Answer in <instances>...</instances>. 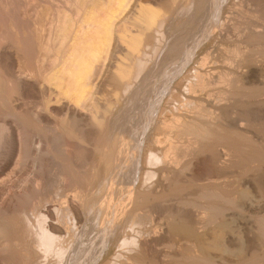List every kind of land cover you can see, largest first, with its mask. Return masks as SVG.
Listing matches in <instances>:
<instances>
[{
    "label": "bare ground",
    "instance_id": "6f19581e",
    "mask_svg": "<svg viewBox=\"0 0 264 264\" xmlns=\"http://www.w3.org/2000/svg\"><path fill=\"white\" fill-rule=\"evenodd\" d=\"M142 1L66 0L65 5L71 11L74 8L77 17L68 7L57 10V21L48 32L44 22L46 6L42 11L34 10L33 15L26 11L19 25L11 17L9 4L5 5L7 17L0 22V116H12L18 127L13 130L8 123L0 122V198L8 191L0 199V264H169L158 245L177 233L191 241L184 256L192 264L213 262L214 253L208 247L226 255L232 252L230 246L239 241L248 250L252 245L250 241L244 243L237 232L244 230L245 220L239 217L233 226L227 219L231 220L228 215H232V210L240 214L264 210V178L239 179L232 192H228L230 188L225 183H198L195 191L207 200L204 209L210 210L205 219L180 210L163 222L150 212L160 206L170 181L174 182L171 192L177 193L186 189L179 186L183 180L193 185L201 178L200 164L207 159L201 154L207 143H213L208 152H213L210 158L217 163L216 173L221 175L240 162L236 159L245 152L229 143L227 134L234 133L250 145L264 149V137L251 135L244 124L233 119L238 110L249 106L241 101L243 88H259L258 84L264 81V0H231L229 4L228 0H200L199 5L195 0H169L164 5L165 13ZM29 3L26 0L25 4ZM249 4L257 14L252 13L249 31L235 39L237 48L231 51L236 63L229 62L231 65L221 68L217 61L208 60L210 53L206 54L183 73L177 84L171 85L210 33L218 34V44L232 41L230 35L239 26L234 20L246 16L245 7ZM172 11H193L194 17L201 14L203 30L199 29L201 34L192 42L193 48L182 47V39L169 41L167 26ZM243 43L255 47L259 55L243 56ZM180 47L185 50L170 60L171 65L164 70L170 63L165 58L177 53ZM46 60L50 61L48 68ZM149 82L157 87L148 88ZM217 83L222 87L217 89ZM96 90L107 91L110 98L95 96ZM165 92L169 98L164 106ZM33 95L41 99L36 102L35 111L30 112L35 132L29 127V114L16 110L20 103L22 106L21 100ZM124 101L134 103L135 113L119 124L113 120L114 111ZM53 118L61 120V124L51 125ZM184 138L188 145L181 152ZM37 142L39 180L31 190H14V180L10 178L13 155L19 149V158L31 157ZM53 146H66L58 153L62 166L57 173L65 191L57 195L43 193L44 183L48 184L44 182V155L52 153ZM79 148L87 153V165L95 158H91L93 154L99 155L95 160L99 169H93L91 174L96 180L94 190L91 172L82 171L77 160ZM251 158L247 162L254 164V157ZM246 164L242 165L244 175L255 168ZM257 167L264 172V158ZM32 191L37 192L36 196L40 192L44 199L41 196L42 200L36 201L30 195ZM184 204L189 205L185 201ZM143 210H148L146 216L140 214ZM200 223L204 224L202 231L197 228ZM258 224L264 237V218ZM212 232L218 234L206 247ZM112 241L118 242V250L106 258L104 254Z\"/></svg>",
    "mask_w": 264,
    "mask_h": 264
},
{
    "label": "rangeland",
    "instance_id": "374dc122",
    "mask_svg": "<svg viewBox=\"0 0 264 264\" xmlns=\"http://www.w3.org/2000/svg\"><path fill=\"white\" fill-rule=\"evenodd\" d=\"M28 1H30V3L28 4V5H26L25 3H26V0H0V22L3 20V17L5 18V17H7L6 15H7V12H5L6 10H5V8H7L8 7V5L5 7V5L6 4H9V7H8V10H10L9 12H11V17H13V19L15 20V21H17V23L20 25H22V23H23V21H22V18L25 16V14H26V11L27 12H29V15H33L36 11H34V10H37V9H40V11H42L44 8L43 7H45L46 6V8L44 9L45 11H46V17H45V21L44 22H46L45 24H47V25H45L46 26V28H48V29H46V32H48V30H50V28H51V26H52V24H54V21H55V23H56V21H57V17L58 16H56V15H58V11L57 10H60V9H63V8H67V10L69 9V11L70 12H72L71 14L74 16V17H77V13L75 14V9L74 8H72L73 10L71 11V7L69 6V5H65V3H66V0H28ZM146 1H147V3L151 6V4H152V7L154 8V7H156L155 9H158L161 13H165V3L166 2H168L169 0H143L142 2L145 4L146 3ZM150 1V2H149ZM165 1V2H164ZM195 1H197V2H195L197 5H199L200 4V0H195ZM230 1L231 0H228V4L230 3ZM5 2V3H4ZM23 2V3H22ZM164 2V3H163ZM181 2L183 3L184 2V0H181ZM40 4V6H39V4ZM162 3H163V5H162ZM23 4V5H22ZM147 4V5H148ZM41 5H42V7H41ZM39 6V7H38ZM161 6V7H160ZM5 7V8H4ZM26 9H25V8ZM35 7H38V8H35ZM41 7V8H40ZM49 7V8H48ZM196 7V6H195ZM194 7V8H195ZM10 8V9H9ZM165 8V9H164ZM253 8H254V6L253 5H251V4H249V5H246V7H245V9L248 11V13L246 14V16H244L243 18H240L239 20L240 21H242V22H240L239 20H237V19H235V20H237V21H235L234 20V22L237 24V25H239L238 27H237V29L235 30V31H238V32H235V31H233V32H235V33H231V38H233V39H231L232 41H230V39L229 40H224L225 42L222 44V43H220L219 42V44H218V34H216V33H210L209 34V37L210 38H206L202 43H201V45H199V46H197V48L195 49V51H194V53H193V55H191V62L189 61V64L185 67V69L181 72V74H180V76H178L177 78H175L173 81H172V83H171V85H175V84H177L178 83V81L180 80V78H181V76L183 75V73L184 74H186L187 72H188V69L190 68V67H192V66H195V65H197L198 64V62L200 61V59L204 56V55H206V54H209V61H211V63H213V62H215V61H217V63L219 64V65H221V68H225L226 67V65L228 66V65H231L230 63H232V64H235L236 62H235V56H234V54H233V50L234 49H236L237 47H236V45H235V43H236V40L238 39V35L240 36H244L243 34L245 33V31H249V28H250V24H251V21L252 20H250L251 19V17H252V13H256L257 14V12H255V11H253ZM24 9V10H23ZM175 10V9H174ZM173 10V11H174ZM195 10V9H194ZM24 11V12H23ZM73 11H74V13H73ZM167 11V10H166ZM171 12V18H172V20H171V22H169V24H168V26H167V32H168V35H169V41H175L176 39L177 40H179V39H182L181 40V42L183 43V44H181V46L182 45H184L185 47H189L188 49H191V48H193L192 46H194L195 45V43H193L192 44V42L194 41L195 42V39H196V37H198L200 34H201V31L203 30H201V25L203 26V24H204V20L202 19V16H201V14H198V15H196L195 17L193 16V15H191L192 13H193V11H192V13H191V11L190 12H188V13H190V14H186V13H177V12ZM176 11V10H175ZM180 11V10H179ZM225 11L226 12H228L229 10H227V7H225ZM250 12V13H249ZM32 13V14H31ZM173 13H174V15H173ZM6 14V15H5ZM21 14V15H20ZM22 14H24V15H22ZM249 14H251V15H249ZM187 15V16H186ZM23 16V17H22ZM256 16V15H255ZM192 17H194V18H192ZM204 17V16H203ZM2 18V19H1ZM253 18V17H252ZM246 19V20H245ZM20 20V21H19ZM201 20H203V21H201ZM250 20V21H249ZM19 21V22H18ZM173 23V24H172ZM202 23V24H201ZM49 24V25H48ZM201 24V25H200ZM171 25V26H170ZM236 25V26H237ZM204 28V27H203ZM201 31H200V30ZM45 32V33H46ZM236 33H237V35H236ZM243 33V34H242ZM197 34H199V35H197ZM240 36V37H241ZM237 37V38H236ZM236 39V40H235ZM184 40V41H183ZM231 43H229V42ZM227 43V44H226ZM218 44V45H217ZM220 45V46H219ZM227 45V46H226ZM191 46V47H190ZM240 46V45H239ZM183 47V46H182ZM182 47H180V49L178 50V52L176 53V52H174V53H172V54H170V56H167V57H169V58H165V62L167 63V62H170V60H172L173 58H175L176 56H178L179 54H181L182 53V51H184L185 49L184 48H182ZM253 48V49H252ZM241 49H242V51H243V56L245 55V57L246 58H250V56H252L253 57V55H255V56H258L259 55V53H258V51L259 50H257L255 47H252V45H250V44H245V43H243V44H241ZM232 50V51H231ZM246 52H245V51ZM229 51V52H228ZM221 52V53H220ZM251 52V53H250ZM253 52V53H252ZM245 53V54H244ZM172 55H173V57H172ZM248 55V56H247ZM261 56H263L262 54H260ZM231 58V60H230V58ZM233 57V59H232V57ZM254 56V57H255ZM251 57V58H252ZM216 59V60H215ZM263 59V58H262ZM225 60V61H224ZM230 62V63H229ZM235 62V63H234ZM48 63V64H47ZM49 63H50V61L49 60H46L45 61V65H46V67L48 68L49 67ZM179 63H181V61H179ZM210 62H209V64H211ZM226 64V65H225ZM171 65V62L170 63H167L165 66H164V70H166V69H168L169 68V66ZM223 66V67H222ZM159 67V66H158ZM157 69H160V67L159 68H157ZM152 80H154V79H152ZM151 80V82H153ZM151 82H149L148 84V88H154V87H157V84H151L150 85V83ZM260 85V86H259ZM218 86L219 87H222V86H220V85H218V83H217V89H218ZM251 87V88H250ZM248 86V90H247V88H243V91H244V97L242 98V102L244 103V104H249V106H251V107H249L248 105L242 110H238V113L237 114H235L234 116H233V119H237L240 123H242V124H244V129L245 130H247L248 129V131L250 132V134L251 135H254V136H259V137H261V138H263L264 137V81H263V83L262 84H258V87L259 88H257V86H253V88H252V86ZM255 87V88H254ZM242 89V88H241ZM240 89V90H241ZM251 89V90H250ZM96 91H98V92H96V94H95V96H98V97H104L105 96V98H110V94L107 92V91H105V90H96ZM243 91L241 90L240 92L243 94ZM103 92V93H102ZM239 92V93H240ZM246 92V93H245ZM251 92V93H250ZM263 92V93H262ZM107 93H108V95H107ZM104 94H106V95H104ZM241 94V95H242ZM245 94H247L248 95V97H247V95H245ZM254 94H256V95H254ZM250 95H251V97H250ZM254 96H256V97H254ZM247 97V98H246ZM167 98H169V94L167 93V92H165V96L163 97V99H162V104H164V106L168 103L167 102ZM40 98L37 96L36 97V95L34 96L33 95V97L31 98V96L29 97V98H27V99H25V101H24V99L23 100H21V102L23 103L22 104V106H21V103L19 104L20 105V107H22V109L24 110H22L19 106H18V109H16L18 112H19V114H29L28 116H29V122H31L30 123V125L31 126H29L30 127V129H32V131L33 132H35V130H34V124L35 123H32L33 122V120H32V118H30V117H32L31 116V113L30 112H32V110L33 111H35V109H36V107H37V103H39L40 101H41V99L39 100ZM166 99V100H165ZM244 99V100H243ZM249 101V102H248ZM25 102H27V103H25ZM37 102V103H36ZM246 102V103H245ZM256 104V105H255ZM27 105V106H26ZM36 105V106H35ZM123 105V106H122ZM134 106V103H132V102H130V101H124V102H122V104L118 107V106H116L117 108H115L116 110L114 111V113H116V115H114V119L113 120H118V123L119 124H121L122 122H123V119L126 121V119H129V115H131V114H134L135 112H133V110H134V108H132L133 106ZM24 106V107H23ZM122 106V107H121ZM130 106V107H129ZM28 107V108H27ZM26 108V109H25ZM29 108H30V110H29ZM32 108V109H31ZM35 108V109H34ZM121 108V109H120ZM252 108V109H251ZM19 109L21 110V111H19ZM129 109V110H128ZM246 110V111H245ZM248 110H251L250 112H248ZM254 112H253V111ZM28 111H29V113H28ZM243 111V112H242ZM17 112V113H18ZM120 112H122V113H120ZM248 112V113H247ZM256 112V113H255ZM252 116H251V115ZM261 114V115H260ZM237 115V116H236ZM27 116V117H28ZM249 116H250V118H249ZM125 117H128V118H125ZM132 118V117H131ZM131 118H130V120H131ZM0 122H6V123H8V125L9 126H11V128L13 129V130H15V128H16V126L18 127V124H16V121H15V119L12 117V116H0ZM249 119V120H248ZM14 121V122H13ZM61 120L59 121V119L58 118H53L52 120H51V125H55V124H57V125H60L61 123ZM12 123V124H11ZM55 123V124H54ZM15 126V127H14ZM119 126V125H118ZM117 126V127H118ZM246 127V128H245ZM118 130H120L119 129V127H118ZM154 131V130H153ZM147 133H149V132H147ZM233 135H231L230 136V134H229V136H228V134L226 135L229 139H227V141L230 143L231 142V144L232 145H236L237 147L239 146V148L240 149H243L242 151L244 152V150H245V152H244V154H243V156L242 157H245V158H240V159H236V162H237V160L239 161L240 160V162H237V164H235V166H233L232 168H230L229 170H227L226 172H225V175H224V173L221 175L220 173H216V172H219L217 169L219 168L218 166H217V163H215L213 160H212V158H210V157H212L213 156V152H208V150H210L211 148H212V142L211 143H207L206 145H205V150L202 152V157H204V158H206L207 157V159H203V161H202V163L200 164V172L202 173H200V176L199 177H201V178H199V180L198 181H194V184L193 185H191L192 183H189L187 180H186V182L187 183H184L183 181H182V183H181V185H179V186H183V187H185L186 189H184L183 191H180V192H174V191H172L171 192V190H170V186L172 187V185H174V182L173 181H170L169 183V185L170 186H168L167 187V189L169 190V191H167L166 190V192L163 194V196H161V201H160V206H158V207H155V209L156 210H151V212L150 213H152L153 215H155V216H157V218L159 219V220H162L163 222H167L168 220H170L171 219V216L172 215H174L175 213V215H177V211L178 212H180V210L181 211H187V212H192V213H194V214H196L197 216H199L200 218H203L204 217V219L206 218V216H208V214L210 213V210L208 211V210H205L204 209V206H205V204L207 205L208 204V202H207V200L206 199H204V198H201V196H199L200 194L199 193H197L196 191H197V185H199V184H202L203 183V185H205V183H206V185H211L212 183H213V186H218V185H221L222 183L224 184L225 183V185H227L226 187L229 189V191L228 192H232V191H235V188H237L238 187V185L237 184H239V179L241 180V179H245V180H247V178L248 179H262V178H264V172H263V170L261 169L260 170V168L259 167H257V165H259L260 164V162L263 160V158H264V149L262 148H260V147H258L257 148V146L256 145H250L249 144V142H247V141H245V140H241V138H239L238 136H235V134L234 133H232ZM161 136H164L163 134L161 135ZM219 137H217V139H218ZM231 140V141H230ZM245 142V143H244ZM248 144H247V143ZM183 143V144H182ZM208 144L211 146H208ZM245 144V145H244ZM39 146V143L37 142V144H35V145H33L34 147L31 149L32 151V156L31 157H29V158H19L20 157V152L19 151H17V150H19V149H17L16 150V152L15 153H17V154H15L14 153V155H13V164H12V166H11V175H13V176H10V172H8L7 174H9V176H10V178L11 177H13V178H11V179H13L14 180V187H15V189L14 190H17V191H19V190H25V189H30V188H32V186L34 185V186H36V180H39V177H38V175L37 174H39V166L38 165H36L37 164V161H36V157H35V155H36V153L38 152V147H36V146ZM187 145H188V140H187V138H184V139H182V142H181V152H183V150H184V148L185 149H187ZM245 146H247L246 148H245ZM44 147L46 148V146H45V144H44ZM44 147H42V149H43V154H45L44 152ZM60 147V146H59ZM64 147H66V146H63V149H65ZM68 148H69V145L67 146ZM206 147H208L207 148V150H206ZM244 147V148H243ZM250 147H254V149H252V148H250ZM257 148V149H256ZM62 149V147H60L59 149H58V146H53L52 147V153H50L49 155H47V156H45L44 155V158H45V160L44 161H46V163H45V165H47V166H45V167H47V168H45V171H44V169H43V171H44V173H46V174H44V182H48V184L47 183H44L45 184V186L47 187H45L46 189H48V190H45V188H44V190H43V193H47V194H53V195H57V192H58V194H60V193H62V192H64L65 190L60 186V182H59V178H58V172H59V170H60V166H62V160H61V158L58 156L60 153V150ZM62 149V150H63ZM80 149V150H79ZM77 151L78 152H76L75 150H74V153L76 152V154L78 153L79 154V159L77 158V160L79 161V163H80V166H82L83 168H82V171H89V172H91L90 173V180H91V184H92V189L94 190L95 189V184H96V180H94L93 179V177H92V171H94L93 169H95V168H97L98 166H96V165H98L97 163H95L96 161L95 160H97L96 158L98 157L99 158V155L98 154H93L92 156H91V158H94L93 160L92 159H90L89 161H88V163L90 162L91 163V161H92V163L90 164V165H87V164H85V162H87V156H85L87 153H86V151L84 150V152H83V150L82 149H84L83 147H82V149L81 148H79ZM248 149V150H247ZM58 150V151H57ZM250 150H252V151H250ZM263 150V151H262ZM82 151V152H81ZM185 151V150H184ZM249 152H251V154L249 153ZM59 153V154H58ZM248 154L249 155V158H251V157H254L253 158V160H254V164H252V158L251 159H249V158H247L248 156L247 155H245V154ZM19 154V155H18ZM78 154L76 155V157L78 156ZM245 155V156H244ZM253 155V156H252ZM74 156H75V154H74ZM251 156V157H250ZM86 158V159H85ZM20 159V160H19ZM209 159H211V161L209 160ZM242 159V160H241ZM246 160V162H242V163H244V165L241 163V161H244V160ZM21 160H22V162H21ZM24 160V161H23ZM86 160V161H85ZM209 160V161H208ZM247 160H251L250 162L248 161L247 162ZM60 161V162H59ZM61 163V164H60ZM94 163H95V165H94ZM215 163V164H214ZM239 163H240V165H239ZM245 163H247L246 165H252V166H254L255 168H254V171H253V169H252V171L251 172H249L248 174H243L244 172H242V171H245V168L244 167H246L245 166ZM242 165L244 166V167H242ZM38 166V167H37ZM89 166H91V167H89ZM93 166H95V167H93ZM217 166V167H216ZM257 167V168H256ZM89 168H90V170H89ZM244 168V169H243ZM92 169V170H91ZM97 169H99V168H97ZM96 169V170H97ZM213 169H214V171H213ZM95 170V171H96ZM241 171V172H240ZM213 173L216 175V174H220V175H218V176H215V175H213ZM227 173V174H226ZM212 175V176H211ZM243 175V176H242ZM6 176H8V175H6ZM211 176V177H210ZM219 176H222V177H220L219 178ZM37 177V178H36ZM241 177V178H240ZM244 177V178H243ZM255 177V178H254ZM203 178V179H202ZM155 178H153L150 182V184L151 185H153L154 184V182H155V180H154ZM33 180V181H32ZM16 181V182H15ZM35 181V182H34ZM43 181V180H42ZM211 181V182H210ZM94 182V183H93ZM196 182V183H195ZM25 183V184H24ZM32 183V184H31ZM173 183V184H172ZM199 183V184H198ZM221 183V184H220ZM16 184V185H15ZM43 184V185H44ZM188 184H190V186L191 187H189V185ZM215 184V185H214ZM217 184V185H216ZM22 185V186H21ZM28 187H27V186ZM31 185V186H30ZM188 185V186H187ZM234 185V186H233ZM237 185V186H236ZM33 186V187H34ZM236 186V187H235ZM44 187V186H43ZM187 187H189L190 189H188ZM193 187V188H192ZM196 187V188H195ZM19 190H18V189ZM21 188V189H20ZM25 188V189H24ZM173 188V187H172ZM171 188V189H172ZM232 188V189H231ZM91 189V191H93ZM192 189V190H191ZM31 190V189H30ZM64 190V191H63ZM68 190V189H67ZM191 190V191H190ZM196 190V191H195ZM48 191H49V193H48ZM91 191H90V193H91ZM5 192V191H4ZM60 192V193H59ZM68 192H70V190H68ZM6 193V194H5ZM2 196H1V198L0 199H4V197H6L5 195H7V193H8V191H6ZM39 194H40V196H39ZM39 194H38V196H36L37 195V192L35 193L34 191H32L31 193H30V195L32 196V198L33 197H35L36 198V201H38V200H42V197L44 196H42V194L39 192ZM176 194V195H175ZM196 195V196H195ZM42 196V197H41ZM31 198V199H32ZM167 198V199H166ZM198 198V199H197ZM43 199H44V197H43ZM164 199V200H163ZM33 200V199H32ZM171 201V202H170ZM184 201L185 202H188L189 203V205H185L184 204ZM214 201V200H213ZM217 201V200H216ZM39 202V201H38ZM152 202V201H151ZM182 202V203H181ZM218 202H219V200H218ZM193 203V204H192ZM183 204H184V207H182L183 206ZM162 205V206H161ZM196 205H197V207H196ZM203 207H202V206ZM188 206V208L187 209H184V208H186ZM193 206H195V207H193ZM202 207V208H201ZM183 208V209H182ZM157 209H161V210H157ZM202 209H204V210H202ZM145 211H148V210H143V212L141 211V213L140 214H142V215H144V216H146L148 213L147 212H145ZM150 211V210H149ZM156 211V212H155ZM161 211V212H160ZM175 211V212H174ZM205 211V212H204ZM147 213V214H146ZM170 213V214H169ZM174 213V214H173ZM230 213H232V215H228V216H231V220L230 219H227L229 222L231 221V225H235V224H233V223H235V222H237L238 221V218L240 217L243 221H244V230L243 229H237L238 231V234H239V238L241 239V240H244V243H246V241L248 242V241H250V243L253 245V247H252V245L249 247V250L247 249V248H245V244H243V243H241V241H239L236 245H233V246H230V249H231V254L229 253H227L226 255H220V254H218V252L217 251H215V249L213 250V248L211 249V248H209L208 246H210V244L215 240V237H216V235L218 234L217 232H215V234L212 232L211 234H210V237H209V239H207V242L206 243H208L207 244V246L206 247H208V250H210V251H212L213 253H214V256H213V264H264V237H263V235L262 234H260L261 232V226L258 224V223H260V221H261V219H263L264 218V210H256V211H244V212H242L241 214H240V212H238V211H236V210H232V212H230ZM172 214V215H171ZM234 214H236V215H234ZM237 216V217H236ZM141 217V216H140ZM170 217V218H169ZM157 219V220H158ZM237 219V220H236ZM149 220V219H148ZM236 220V221H235ZM246 225V226H245ZM148 226H149V224H148ZM199 227H197L198 229H199V231L201 230H204V224H202V223H200L199 225H198ZM258 226H259V228H258ZM127 229H129V228H127ZM235 229H236V226H235ZM131 230V229H130ZM213 234V235H212ZM140 236V235H139ZM248 237V238H247ZM262 237V238H261ZM120 238V237H119ZM119 238H117V240L119 239ZM173 239V240H172ZM172 239H168V240H166V241H163V242H161V244H159L158 245V250L162 253V255L164 256V259H165V261H167L169 264L172 262L173 264H192V262L188 259V260H185V259H187V257H185L184 256V253L189 249V246L191 245V241H190V239L186 236V235H184V234H181V233H177V234H175L174 235V238H172ZM254 239V240H253ZM211 242V243H210ZM117 245H118V242H116V241H112V242H110V247L109 248H107V250H109L108 251V253L106 254H104L105 255V257L106 258H110V257H112L113 255H114V253H116V251L118 250V247H117ZM135 247L137 246V245H134ZM242 246V247H241ZM252 249V250H251ZM256 250V251H255ZM110 252V253H109ZM217 252V253H216ZM166 253H167V255H166ZM183 253V254H182ZM216 253V254H215ZM165 254V255H164ZM180 254V255H179ZM104 257V256H103ZM180 257V258H179ZM103 259V258H102ZM101 259V260H102ZM120 261V260H119ZM187 261V262H186ZM258 261V262H257ZM211 263V264H212Z\"/></svg>",
    "mask_w": 264,
    "mask_h": 264
}]
</instances>
